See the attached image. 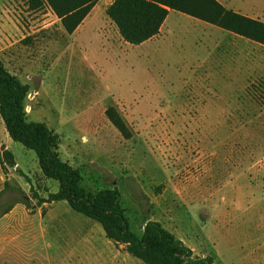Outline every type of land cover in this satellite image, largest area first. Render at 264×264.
Returning a JSON list of instances; mask_svg holds the SVG:
<instances>
[{"label":"rangeland","instance_id":"1","mask_svg":"<svg viewBox=\"0 0 264 264\" xmlns=\"http://www.w3.org/2000/svg\"><path fill=\"white\" fill-rule=\"evenodd\" d=\"M30 1L0 0V59L30 86L28 120L59 134L58 152L80 169L83 186L117 187L138 234L156 220L194 256L264 264V45L252 41L249 66L219 71L198 67L216 57L191 48L207 42L192 28L176 31L183 47L147 49L111 36V48L99 34L116 33L104 10L113 0H100L74 34L48 4L32 8ZM248 4L263 17L264 0H229L243 10ZM110 106L128 137L107 116ZM2 146L28 176L10 167L24 189L0 178V202L26 200L29 207L1 222L0 248L9 242L16 248L13 257L0 254V264H103L93 254L108 249L101 224L64 200L39 205L59 182L42 174L36 152L12 140L0 117ZM85 238L98 247L74 244ZM112 250L122 264H146L123 244Z\"/></svg>","mask_w":264,"mask_h":264},{"label":"trees","instance_id":"2","mask_svg":"<svg viewBox=\"0 0 264 264\" xmlns=\"http://www.w3.org/2000/svg\"><path fill=\"white\" fill-rule=\"evenodd\" d=\"M98 0H31V7L48 4L61 20L65 31L73 33ZM173 9L264 45V22L225 7L218 0H113L106 14L117 26L121 36L131 44H140L160 32L169 10ZM30 86L22 83L0 59V117L9 137L36 152L44 176L59 182L56 192L39 198L45 202L64 200L75 211L99 222L108 239L126 246L127 251L146 264H215L212 256H194L193 250L159 221L147 220L143 232L130 226L121 192L117 187L90 191L83 186L79 168L61 158L60 136L45 122L29 121L24 100ZM106 114L118 130L129 136L128 127L114 106ZM3 169L15 165L9 149L0 155ZM20 202V201H16ZM14 203L0 202V218ZM26 207L29 202L22 201Z\"/></svg>","mask_w":264,"mask_h":264},{"label":"crops","instance_id":"3","mask_svg":"<svg viewBox=\"0 0 264 264\" xmlns=\"http://www.w3.org/2000/svg\"><path fill=\"white\" fill-rule=\"evenodd\" d=\"M219 2H221L225 7L233 9L235 12L241 13L245 16L254 18V19H260L261 21L264 22V14L263 17H259L256 15V12L253 11L252 9H249V4L246 6L247 10H243V8H239L238 6H234V5H229V0H218ZM99 2L100 0H98V2L95 4V6L92 8V10L90 11V13L87 15V17L83 20V22L77 27V29L71 33L74 34L77 30H79V28L84 25L85 21L87 20V18L96 10H99ZM112 2V1H111ZM110 2V3H111ZM107 3V5L104 7V10L106 11L107 6L110 4ZM177 12V13H176ZM174 14H176L174 16ZM181 16H186V17H182ZM183 18L185 19V21L187 22H183ZM59 19V18H58ZM60 20V19H59ZM111 22V19H110ZM112 24L115 26L116 28V33L114 35H111L109 32H104L102 34H99V36L101 35V37H103L105 40L109 41V47L113 48L114 44L110 43L111 40V36L114 38H118V40L120 41V43H124V44H128V42L121 36V34L119 33V30L117 28V26L112 22ZM185 26V27H184ZM192 28L194 32H199L201 34V36H204V39L207 40L206 43H204L202 40L201 42H195L192 45V49L193 50H205L204 55H206V57H216L213 58L211 60H209L208 58L200 61L198 63V67H203V66H207L209 64L212 65H217L218 66V70L222 71L224 70V67L228 66L229 69H231L232 71H240V65L241 62L244 65L249 66L250 65V61H248V59H250V57H253V49H254V44L251 39L241 36L237 33L225 30L215 24H211L209 22L203 21L199 18H195L193 16L187 15L185 13L170 9L169 13L167 15V17L165 18L163 24L161 25L160 28V32L153 36L152 38L140 43L139 45H145L147 47V49H153L156 47V49H160V47L162 45H166L168 48H173V47H183V43L181 40H179L176 34V31L178 30V32L182 29V28ZM66 32V31H65ZM67 33V32H66ZM169 36H172V38H170L169 40ZM168 40V41H167ZM200 40V39H199ZM2 41L5 43V46L8 47L9 45H7L6 41H4V39L2 38ZM255 42V41H254ZM104 45V42H102ZM152 44V45H150ZM262 45V44H261ZM4 47V48H6ZM241 57L243 58V61H241ZM247 58V60H246ZM228 70V69H225ZM248 70V68H247ZM229 71V70H228ZM4 149H8L7 146H2V148L0 149V155L2 154ZM10 150V149H9ZM15 158V165L14 166H9L8 168V172L5 174V177L2 175L0 178L1 180H3L4 184H6V182L11 183L9 180L10 178L12 179V182L14 184H17L18 186H20L22 189L23 186L18 182V175L20 176V174H15V172H12L10 167H13V170H17L18 168L22 171V176L23 175H27L23 169L21 168L16 155L14 154V152L12 150H10ZM0 167L1 170L3 171V167L0 163ZM6 168V170H7ZM43 174V173H42ZM28 176V175H27ZM16 182V183H15ZM4 190V187L0 188V193ZM56 202V201H54ZM54 202H52V205L54 204ZM17 208H20V210H27L25 204H23L22 202H16V204H14L13 208L6 213L5 215H3L0 218V227H1V222L7 218L8 216H11L15 210ZM72 233V232H71ZM74 244H83V245H87L91 248H96L98 247L97 245H95L96 243L92 240H89L87 238L81 240V241H77ZM103 244L107 245V248H105L104 253L100 254V252L95 251L93 254L98 258H102L103 257V264H116L117 262H119V264H122L121 260H117V254H120V251L117 250H112V244H121V243H116L112 240L109 239L108 242ZM124 245V244H123ZM125 246V245H124ZM15 245H12V243H8L5 246H2L0 248V254L2 256H8V257H13L14 256V249H15ZM126 248V246H125ZM117 253V254H116ZM126 253H127V249H126ZM124 260H126V257H124ZM126 264V263H124Z\"/></svg>","mask_w":264,"mask_h":264},{"label":"built area","instance_id":"4","mask_svg":"<svg viewBox=\"0 0 264 264\" xmlns=\"http://www.w3.org/2000/svg\"><path fill=\"white\" fill-rule=\"evenodd\" d=\"M6 167H8L9 168V166L6 164Z\"/></svg>","mask_w":264,"mask_h":264}]
</instances>
